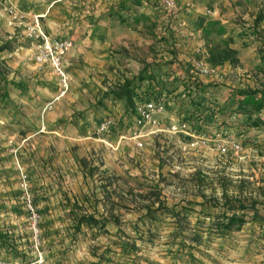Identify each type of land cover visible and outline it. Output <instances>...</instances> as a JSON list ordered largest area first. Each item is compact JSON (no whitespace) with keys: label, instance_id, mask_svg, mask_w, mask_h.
<instances>
[{"label":"rangeland","instance_id":"rangeland-1","mask_svg":"<svg viewBox=\"0 0 264 264\" xmlns=\"http://www.w3.org/2000/svg\"><path fill=\"white\" fill-rule=\"evenodd\" d=\"M49 1L0 0V47L11 41L0 50V68L10 91L0 96V264H97L102 253L110 259L103 264H127L113 243L118 229L113 218L105 229L84 224L76 232L75 218L81 213L119 218L139 245L140 264H264V225L252 221V214L228 233L214 225L226 200L248 205L256 201L264 209V129L242 127L238 117L230 116L236 127L209 130L205 133L211 140L194 144L185 134L166 130L177 118L166 111L140 147L122 137L135 130V119L121 114L123 104L99 102L100 90L118 78L100 81L102 86L90 91L81 108L54 118L53 109L73 93L77 81L66 68L73 47L63 59L67 88L50 60L37 59L42 39L29 34L37 19L53 40L75 43L70 37L50 36L45 19L25 11L47 7ZM248 6L249 0L233 3L239 28L250 26L253 8ZM215 32L223 30L213 26L209 32L218 41ZM195 40V48L206 46L202 36ZM155 49L148 42L138 45L133 58L152 60ZM233 65L236 69L224 68V82L259 83L253 68ZM104 123L108 128L102 130ZM147 193H159L173 210L156 202L157 216L150 221L144 205L154 197L150 200ZM192 233L200 240H193ZM109 245L113 251L107 252Z\"/></svg>","mask_w":264,"mask_h":264},{"label":"trees","instance_id":"trees-1","mask_svg":"<svg viewBox=\"0 0 264 264\" xmlns=\"http://www.w3.org/2000/svg\"><path fill=\"white\" fill-rule=\"evenodd\" d=\"M140 6H148L153 12V18L151 22L145 23L143 32H147L151 47L155 49L156 46H159V48L155 49L154 59L141 61L142 68L138 73L125 75L110 87L101 89L100 103L105 101L121 102L123 104L121 114L134 120L138 114L137 106L139 104L163 98L169 102L167 111L175 114L178 120L188 123L199 132L213 131L214 128L226 125L236 127L237 122H231L230 116L238 117L242 127L264 129V32L260 27V22L263 19L262 14L257 16L253 24L247 28H241L238 33L243 41L257 47L260 61L255 63L252 68L260 75L259 83L255 86H238L214 77L205 81L192 66L194 52L190 54L189 59L180 58L179 53L182 51V47L179 45L178 36H176L178 16L166 11L158 0H122L116 5L115 13L121 15L118 17L119 20L125 21L133 29H137L135 22L140 19V16L145 15L140 10ZM206 20H209L208 28L204 25ZM194 26L195 29H202L204 38H208L206 48L209 54L208 61L212 65L223 66L227 61L232 64L240 63L239 50L231 46L233 35L220 41L209 38L210 28L219 26L218 21H214L207 15H198ZM220 28L224 30V27ZM10 45L11 41H8L0 47V50L7 49ZM8 84L9 81H6V76L0 68L1 97L9 95ZM81 162L84 168H87V159L82 158ZM85 174L92 175V171L86 170ZM153 194L155 196L152 193L146 194L150 200L153 197L154 199L144 205L146 208L144 216L150 221L157 216L158 207L153 209L156 202H159V207L169 211L173 210L161 200L159 193ZM222 206H224V210L214 222L218 232L228 233L236 228H241L247 223L249 214H252V221H258L264 225V209L257 207L256 201L248 205L243 200L238 202L226 200ZM111 218L118 226L117 239L113 243L118 245L127 264H140L141 257L137 253L139 245L133 236L125 231L116 216L110 215L99 219L93 213H81L75 218V231H80L84 224L105 229ZM178 233L182 234L183 231L180 230ZM192 236L193 240H200L198 233H192ZM106 251H113L112 246L109 245ZM98 256L97 264H103L106 254L102 253ZM106 259L110 260L109 257Z\"/></svg>","mask_w":264,"mask_h":264},{"label":"crops","instance_id":"crops-1","mask_svg":"<svg viewBox=\"0 0 264 264\" xmlns=\"http://www.w3.org/2000/svg\"><path fill=\"white\" fill-rule=\"evenodd\" d=\"M121 1L51 0L47 7H40L34 12L31 7L25 9L26 12L45 19L44 25L50 36H65L75 40L68 54L70 57L66 60V68L72 81H77L76 86L73 88V93L60 99L55 106L52 112L54 118L70 115L81 108L82 103H86L92 96L90 91L98 90L99 86H102L100 81H113L114 78L119 80L125 75H132L141 70L142 62L133 58L135 54L133 51L138 45L149 43L147 32H143V29L145 30V23L151 22L153 12L148 6H140V10L145 15L140 16V19L135 22L137 29H133L125 21L119 20L118 17L121 16L119 13H115L116 5ZM176 1L181 7V11L177 14L176 31L179 45L182 47L179 53L180 58H190L197 44L198 39L195 40V38L202 36L206 43L202 29H195L194 23L198 15H207L214 21H218L220 27H224L222 33L215 32L218 41L233 35L231 46L239 50L240 64L245 70L252 68L260 61L257 47L253 44L243 46V40L238 34L241 28L237 27L235 21L233 9L235 0ZM248 8V10L253 8V16L248 18L251 22L247 25L253 24L257 16L262 14L260 27L264 28V0H249ZM41 9H44V14L39 12ZM236 10L239 12L237 8ZM208 22L209 20L204 21L206 28H208ZM129 54L132 56L128 57ZM146 60L150 61L151 58ZM232 66L236 69L235 65L227 61L222 67L231 70ZM202 77L205 81L212 78L211 76Z\"/></svg>","mask_w":264,"mask_h":264},{"label":"built area","instance_id":"built-area-1","mask_svg":"<svg viewBox=\"0 0 264 264\" xmlns=\"http://www.w3.org/2000/svg\"><path fill=\"white\" fill-rule=\"evenodd\" d=\"M162 7L173 14H178L181 11V7L176 0H158ZM13 12V10H11ZM209 12H211L209 10ZM29 34L40 37L42 43L39 44V50L37 53V59L39 61L50 60L56 68V71L60 74L61 80L65 88L68 87V74L63 67V59L67 52L74 46V43L70 39H55L49 37L42 29L39 20L37 19L35 24L29 27ZM195 57L192 60V66L195 72L200 76H211L214 78H222V74L225 73L222 66H214L208 61V50L205 45L199 46L194 49ZM169 102L161 98L159 100H148L137 106V116L135 117V130L132 134L122 136L127 139H133L140 147L144 145L143 138L154 133V128L160 125V116L164 115L167 111ZM108 128L107 123L102 125V130ZM153 129V130H152ZM171 133H183L190 136L195 140L194 144H204L211 138L206 133L199 132L196 128L191 127L188 123L180 121L175 118L166 129ZM219 134H216V136ZM232 146L239 147V145L233 141Z\"/></svg>","mask_w":264,"mask_h":264}]
</instances>
